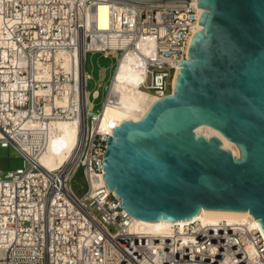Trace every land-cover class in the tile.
<instances>
[{
	"label": "built area",
	"instance_id": "built-area-1",
	"mask_svg": "<svg viewBox=\"0 0 264 264\" xmlns=\"http://www.w3.org/2000/svg\"><path fill=\"white\" fill-rule=\"evenodd\" d=\"M110 6L99 26L100 5ZM198 0H0V147L15 148L23 166L0 169V264H264V237L253 218L243 224H173L158 235L132 230L134 219L104 180L113 129L102 110L121 58L135 53L140 88L161 99L199 30ZM83 49L81 78L56 59ZM88 52L117 59L99 110L88 100ZM99 91L92 92V99ZM89 104H92L89 108ZM78 121L69 161L50 170L38 156L53 121ZM37 124L28 133L29 124ZM32 147L29 153L20 141ZM36 140V141H35ZM82 169L86 192L71 188Z\"/></svg>",
	"mask_w": 264,
	"mask_h": 264
},
{
	"label": "water",
	"instance_id": "water-1",
	"mask_svg": "<svg viewBox=\"0 0 264 264\" xmlns=\"http://www.w3.org/2000/svg\"><path fill=\"white\" fill-rule=\"evenodd\" d=\"M198 25L170 92L115 126L104 180L133 218L187 223L248 213L264 237V0H198ZM237 145L240 157L217 137Z\"/></svg>",
	"mask_w": 264,
	"mask_h": 264
},
{
	"label": "bare ground",
	"instance_id": "bare-ground-1",
	"mask_svg": "<svg viewBox=\"0 0 264 264\" xmlns=\"http://www.w3.org/2000/svg\"><path fill=\"white\" fill-rule=\"evenodd\" d=\"M109 10H110L109 5L107 4L100 5L99 26L102 29L108 26ZM197 26H198L197 29H202L201 25H197ZM88 55L90 56V54ZM56 59L59 63L63 65L65 69H70L72 68L73 65L77 69L79 77L81 78L83 72V66H84V55L82 48L78 49L76 52H71V53L61 51L56 55ZM141 65L142 64L140 62V58L135 53H129L120 59L118 68L114 74V78L112 79V82L109 85V92L107 96H108V101L110 102H105L102 110V121H101L102 130H106L110 127L119 126L123 121H131L132 119L141 120V118L145 115V113L150 108V106L156 101L160 100L155 95L140 88V84L144 80V75ZM95 95H98V93H96ZM91 105L92 104H89V108L92 107ZM38 128H39L38 125L35 123L29 124L27 127V129L29 130L28 133H35ZM78 130H79L78 121L76 120L53 121L50 125V135H49L47 147L42 152V154L38 156V159L40 160L41 164L47 169L54 170L62 166L65 162L69 161L70 157L73 154L74 149L78 145V141H79ZM197 133H200L208 138L212 136L219 138L222 141V147L224 149H228L232 151L236 157H240V151L237 145L230 142L216 129H213L209 126H200L197 128ZM26 141H29V139L27 138V140L25 141H20L21 145L29 153L32 154L33 153L32 147L30 146L29 143H26ZM249 217L253 218L251 214L245 212L242 213L209 212L197 216L193 221H199L205 225H216V224H225V223L229 225H239V224H243L246 220L249 219ZM133 219H134L132 225L133 231L137 233H144L150 235H158L160 233H163L164 231L170 229L173 224H176V223H148V222L140 221L135 218ZM253 220L256 222L254 218ZM181 224H186V223H181ZM256 225L258 226L257 222Z\"/></svg>",
	"mask_w": 264,
	"mask_h": 264
},
{
	"label": "rangeland",
	"instance_id": "rangeland-1",
	"mask_svg": "<svg viewBox=\"0 0 264 264\" xmlns=\"http://www.w3.org/2000/svg\"><path fill=\"white\" fill-rule=\"evenodd\" d=\"M88 54H90V56ZM116 64H117V59L111 56L105 57L101 53H91V52H88L86 55L85 69H86V72L89 74V76L91 75L90 78L87 79L88 81H87L86 87H87V91L89 92L88 100L93 102L92 109L94 111L99 110L102 106V102L106 97L105 86H107L111 82L112 75L114 73L113 70L116 67L114 65ZM106 75L109 77H107ZM95 90L99 91V95H98L99 97L96 99H92L91 93ZM22 166H23V157L20 155V153L15 148L0 147V169L1 170H3L4 172H7L9 170H15V169L21 168ZM71 188L79 197H81L86 192L87 185H86V181L84 179L81 168L75 173L74 177L72 178Z\"/></svg>",
	"mask_w": 264,
	"mask_h": 264
}]
</instances>
